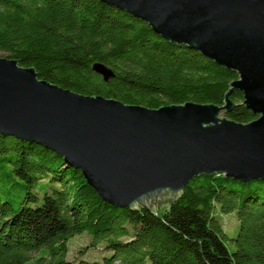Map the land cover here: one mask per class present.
Returning <instances> with one entry per match:
<instances>
[{
    "label": "trees",
    "instance_id": "16d2710c",
    "mask_svg": "<svg viewBox=\"0 0 264 264\" xmlns=\"http://www.w3.org/2000/svg\"><path fill=\"white\" fill-rule=\"evenodd\" d=\"M0 56L59 87L151 108L222 105L238 78L101 0H0ZM96 62L113 77L105 81ZM229 99L242 103L243 94L234 90ZM221 115L242 123L256 117L243 103ZM0 161L25 189L18 206L0 198V264H264L263 179L201 174L154 216L104 201L79 169L35 142L0 133ZM230 213L238 222L231 251L220 221ZM83 233L98 257L67 259L68 240Z\"/></svg>",
    "mask_w": 264,
    "mask_h": 264
},
{
    "label": "water",
    "instance_id": "95a60500",
    "mask_svg": "<svg viewBox=\"0 0 264 264\" xmlns=\"http://www.w3.org/2000/svg\"><path fill=\"white\" fill-rule=\"evenodd\" d=\"M101 1L235 71L224 103L151 108L84 95L0 56V133L56 152L104 201L154 216L201 174L264 180V0ZM92 69L105 81L114 75L99 62ZM234 90L254 119L221 115L242 104L229 99Z\"/></svg>",
    "mask_w": 264,
    "mask_h": 264
},
{
    "label": "rangeland",
    "instance_id": "374dc122",
    "mask_svg": "<svg viewBox=\"0 0 264 264\" xmlns=\"http://www.w3.org/2000/svg\"><path fill=\"white\" fill-rule=\"evenodd\" d=\"M22 183L23 182L21 180L11 174L10 166H7L0 161V198L2 200H9L14 206H18L25 194V189ZM167 206V202H162L160 204L161 209H165ZM220 221L222 222L224 231L222 240L231 251L234 249L232 238L236 235L238 230L237 219L233 213H230L220 215ZM101 244L102 242H98L97 246H101ZM99 251L101 250L96 246H90V236L88 234H76L68 240V252L66 254V258H95L98 257Z\"/></svg>",
    "mask_w": 264,
    "mask_h": 264
}]
</instances>
